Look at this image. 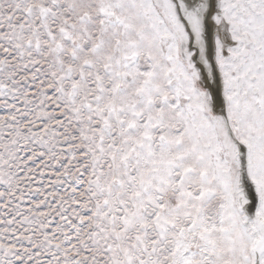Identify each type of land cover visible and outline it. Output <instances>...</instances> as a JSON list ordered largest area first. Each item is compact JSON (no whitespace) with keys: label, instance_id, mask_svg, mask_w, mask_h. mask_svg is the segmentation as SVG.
Masks as SVG:
<instances>
[{"label":"snow or ice","instance_id":"1","mask_svg":"<svg viewBox=\"0 0 264 264\" xmlns=\"http://www.w3.org/2000/svg\"><path fill=\"white\" fill-rule=\"evenodd\" d=\"M0 264H264V0H0Z\"/></svg>","mask_w":264,"mask_h":264}]
</instances>
